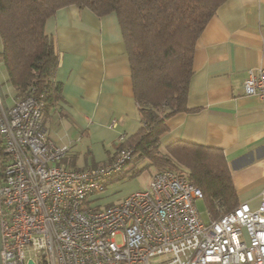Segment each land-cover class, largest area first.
I'll use <instances>...</instances> for the list:
<instances>
[{
  "label": "built area",
  "instance_id": "1",
  "mask_svg": "<svg viewBox=\"0 0 264 264\" xmlns=\"http://www.w3.org/2000/svg\"><path fill=\"white\" fill-rule=\"evenodd\" d=\"M243 90L264 110V68L248 70ZM1 98V264H264V191L256 208L237 202L214 217L206 207L205 222L195 206L200 188L185 172L163 168L145 188L92 206L134 147L118 146L103 164L69 167L68 146L43 126V102Z\"/></svg>",
  "mask_w": 264,
  "mask_h": 264
},
{
  "label": "crops",
  "instance_id": "2",
  "mask_svg": "<svg viewBox=\"0 0 264 264\" xmlns=\"http://www.w3.org/2000/svg\"><path fill=\"white\" fill-rule=\"evenodd\" d=\"M44 32L58 55L54 80L60 84L59 98L43 116L46 133L68 146L65 165L106 163L141 126L117 16L70 4L45 20ZM259 66L264 68V0H222L195 42L190 111L168 116L159 138L161 149L176 139L219 148L237 201L251 208L264 191V110L258 95L244 93L243 80ZM0 95L11 96L7 105L15 96L1 68Z\"/></svg>",
  "mask_w": 264,
  "mask_h": 264
},
{
  "label": "trees",
  "instance_id": "3",
  "mask_svg": "<svg viewBox=\"0 0 264 264\" xmlns=\"http://www.w3.org/2000/svg\"><path fill=\"white\" fill-rule=\"evenodd\" d=\"M222 0H0V60L15 96L43 102V116L59 98L54 80L58 55L44 32L45 20L63 6L97 16L114 12L127 53L131 90L141 126L119 146H134L135 159L155 169L185 172L200 188L214 217L237 204L226 158L219 148L176 139L160 148L165 119L186 106L195 42ZM2 97V96H1ZM0 151V170L2 167ZM185 167L181 169V166ZM95 166V165H93ZM125 168L106 178L124 177Z\"/></svg>",
  "mask_w": 264,
  "mask_h": 264
},
{
  "label": "rangeland",
  "instance_id": "4",
  "mask_svg": "<svg viewBox=\"0 0 264 264\" xmlns=\"http://www.w3.org/2000/svg\"><path fill=\"white\" fill-rule=\"evenodd\" d=\"M0 68L5 69L2 63H0ZM10 95H3L5 98L2 97L1 99L4 104L8 103L11 100ZM127 147L133 148L134 146ZM134 152L135 148L133 153ZM129 166L131 167L125 169L127 174L129 175H125L124 177L120 178H113L111 180H105L104 191L94 196L97 199L96 201H93L91 203L92 206H103L110 203H116L129 193L137 189L145 188L150 180L152 172L155 169L154 166L149 164L146 159L139 158L135 159V161H133V163ZM179 168L184 169L185 167L181 166ZM195 206L199 212V216L201 217V219L206 222L208 217L205 203L202 200H198L196 201Z\"/></svg>",
  "mask_w": 264,
  "mask_h": 264
},
{
  "label": "water",
  "instance_id": "5",
  "mask_svg": "<svg viewBox=\"0 0 264 264\" xmlns=\"http://www.w3.org/2000/svg\"><path fill=\"white\" fill-rule=\"evenodd\" d=\"M0 249H1V238H0ZM1 264V262H0ZM28 264H32V262L30 261Z\"/></svg>",
  "mask_w": 264,
  "mask_h": 264
}]
</instances>
